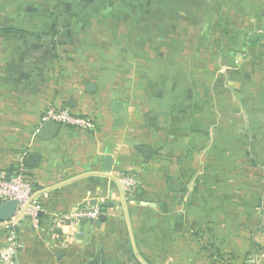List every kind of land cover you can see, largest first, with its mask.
Returning <instances> with one entry per match:
<instances>
[{
	"label": "crops",
	"instance_id": "obj_1",
	"mask_svg": "<svg viewBox=\"0 0 264 264\" xmlns=\"http://www.w3.org/2000/svg\"><path fill=\"white\" fill-rule=\"evenodd\" d=\"M18 6L0 3V172L37 154L26 165L41 212L37 229L0 222V247L9 231L21 243L16 264H264V0H125L112 28L84 17L80 33L38 32ZM62 39L88 43L87 55L61 56ZM121 40L124 67L105 64L93 41ZM62 108L94 129L60 125L40 139L42 115ZM123 173L136 179L131 195ZM93 202L99 226L56 227Z\"/></svg>",
	"mask_w": 264,
	"mask_h": 264
},
{
	"label": "rangeland",
	"instance_id": "obj_2",
	"mask_svg": "<svg viewBox=\"0 0 264 264\" xmlns=\"http://www.w3.org/2000/svg\"><path fill=\"white\" fill-rule=\"evenodd\" d=\"M12 2L19 4L18 7L20 8L19 11L21 19L28 18L30 15L31 19H35L33 22L36 24L38 32L42 33H48L45 32L48 30L52 32L64 28L68 29L69 31H75L76 28V30L79 31L78 33H80L79 28H89V26H78L80 23H82L84 17L88 19L92 17H100L102 19H106L107 22H104V26L102 27L104 29L112 28L108 25L105 26V24H109L108 22L110 21V19L112 20V18L115 17L116 14H118V16H121L122 18L125 16V0H0V3ZM111 3L113 6L112 9L109 8V4ZM114 29H118L120 32H122L124 30V26L120 25L119 27H114ZM122 36L119 35V39H122ZM72 38L73 37H71V40ZM62 41L64 40L62 39ZM93 43L99 46L98 51H100L101 55L103 56L102 58L104 59L102 60L105 61V64H111L115 68L124 67L126 63L124 56L125 48H129V44L125 42V40L118 41L117 43L100 41H93ZM61 44L63 45L61 49V56H65V53L68 54V52L71 51L74 53L78 49L82 50V53L87 55L86 53L88 49L86 48V45L88 43H81L78 41H70L68 43H65L64 41V43ZM65 44H67L66 48H68L69 50H67L66 48L64 49ZM37 51L38 61H48V40H38ZM42 55H46L47 58H42ZM116 78H119L121 85H124L125 81H129L130 75H124V71H122L121 73L116 75ZM119 96L123 100H132L133 104H136L137 100L139 99L137 96L129 93H121Z\"/></svg>",
	"mask_w": 264,
	"mask_h": 264
},
{
	"label": "built area",
	"instance_id": "obj_3",
	"mask_svg": "<svg viewBox=\"0 0 264 264\" xmlns=\"http://www.w3.org/2000/svg\"><path fill=\"white\" fill-rule=\"evenodd\" d=\"M50 119L60 125L73 126L85 131H92L95 127L94 120L91 117L74 115L67 108L47 111L42 115L41 122L43 123ZM118 181L124 194L131 195L134 193L136 179L133 175L123 173L118 177ZM33 192V182L29 176L24 158H21L16 163L9 174L0 172V203L8 200L17 202L13 217L6 224V227L23 217L29 219L33 228L37 229L40 226L41 207L33 197ZM101 212L102 207L97 204L87 208L76 209L70 213L57 216L55 225L56 227H62L77 220L94 221L98 219ZM262 230L264 231V220ZM20 249L21 243L15 233L9 231L4 245L0 247V264H16L15 258Z\"/></svg>",
	"mask_w": 264,
	"mask_h": 264
},
{
	"label": "water",
	"instance_id": "obj_4",
	"mask_svg": "<svg viewBox=\"0 0 264 264\" xmlns=\"http://www.w3.org/2000/svg\"><path fill=\"white\" fill-rule=\"evenodd\" d=\"M256 36H257L256 33H251L248 37V40L250 42H254L256 40ZM94 89H95V84L89 83L87 85L88 91H93ZM121 107H122V103L120 101L115 100L112 102L113 111L118 112ZM59 127H60V124H58L57 122L51 119L47 120L40 125V127L36 131V135L40 139H43V140L52 138L57 133ZM140 151L146 160L150 155V149L147 147H141ZM38 159L39 157L37 154L29 153L26 157V163L29 166H36ZM105 160L110 161V157H106ZM103 169L104 171L108 172L110 170V165H106V162H105ZM16 203L17 202L15 200H8V201H4L0 203V222H2L3 224H7L8 222H10L11 218L13 217L14 211H15ZM95 203L96 202H93V204ZM104 220H105L104 213H100L95 224L99 226V224L103 222ZM79 230H80V227H78V231ZM101 264L103 263L101 262Z\"/></svg>",
	"mask_w": 264,
	"mask_h": 264
}]
</instances>
